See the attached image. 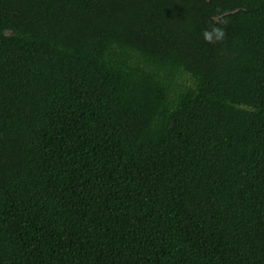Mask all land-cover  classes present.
Wrapping results in <instances>:
<instances>
[{
    "label": "trees",
    "instance_id": "obj_1",
    "mask_svg": "<svg viewBox=\"0 0 264 264\" xmlns=\"http://www.w3.org/2000/svg\"><path fill=\"white\" fill-rule=\"evenodd\" d=\"M0 264H264V0H0Z\"/></svg>",
    "mask_w": 264,
    "mask_h": 264
},
{
    "label": "clouds",
    "instance_id": "obj_2",
    "mask_svg": "<svg viewBox=\"0 0 264 264\" xmlns=\"http://www.w3.org/2000/svg\"><path fill=\"white\" fill-rule=\"evenodd\" d=\"M213 31L215 32V35H216V38L217 39H220L223 36L222 30H220V29H213ZM204 35H205V38L207 39L209 34L207 32H205Z\"/></svg>",
    "mask_w": 264,
    "mask_h": 264
}]
</instances>
